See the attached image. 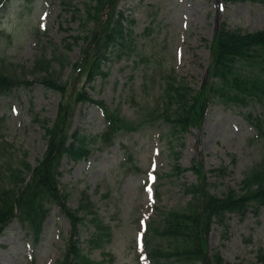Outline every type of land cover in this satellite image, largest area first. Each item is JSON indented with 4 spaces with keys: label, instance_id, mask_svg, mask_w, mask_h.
<instances>
[{
    "label": "rangeland",
    "instance_id": "rangeland-1",
    "mask_svg": "<svg viewBox=\"0 0 264 264\" xmlns=\"http://www.w3.org/2000/svg\"><path fill=\"white\" fill-rule=\"evenodd\" d=\"M80 1L6 0L3 4L0 67L4 62L6 69L17 67L16 73L29 71L36 56L44 53L51 57L59 51L65 54L61 76L67 85L62 94L33 81L30 73L26 79L32 84L0 96V168L22 159L36 165L46 148L39 121L55 119L61 102L73 112L70 131L78 129L88 135L102 131L100 110L91 102L75 104L73 92L87 90L94 99L104 100L111 108L120 105L122 114L133 117L136 108H154L162 98L159 81L151 83L153 63L163 70L173 67L180 81L198 88L209 68L210 44L217 25L225 21L246 30L264 27V4L260 2L121 0L118 8L134 19L128 23L133 28L134 54L121 59L111 54L104 68L108 74L97 76L89 84L83 74L78 77V65L73 66L79 63L84 45L76 39L79 21L72 18L74 8L81 13ZM65 43L71 48L60 49ZM141 55L150 61H141ZM8 63L10 67H6ZM155 121L153 127L120 132L109 147L98 149L88 144L92 151L85 158L62 159L60 186L67 204L76 208L80 197L89 196L97 214L110 226L109 236L102 231L98 238L101 247L89 242L95 225L87 221L80 226L81 246L99 264H146L137 260L135 252L140 221H155L161 211L182 208L188 198L183 193L186 183L204 178L212 183L208 188L212 192H221L227 185L238 187L261 151L253 128L234 106L210 105L201 126L182 134L171 133L161 120ZM193 161L203 162L201 180L189 169ZM176 164L184 168L177 175ZM223 166L226 173L208 172ZM222 221L223 227L212 224L209 251L218 250L228 264H258L257 252L264 249V206L258 215L249 212L240 220L225 214ZM69 231V220L57 204L50 206L37 242L13 221L0 234V264H54L64 251Z\"/></svg>",
    "mask_w": 264,
    "mask_h": 264
},
{
    "label": "trees",
    "instance_id": "trees-1",
    "mask_svg": "<svg viewBox=\"0 0 264 264\" xmlns=\"http://www.w3.org/2000/svg\"><path fill=\"white\" fill-rule=\"evenodd\" d=\"M224 1L264 4V0ZM80 2L81 13H78V7L74 8L72 18L79 21L80 31L76 39L84 45L81 46L79 63H73V66L78 65L75 67L78 68V77L83 74L86 82L91 84L97 76L108 74L104 68L111 54L118 59L134 54L133 28L130 26L134 19H128L117 9L118 0ZM70 48L71 44L65 43L60 49ZM139 59L143 61L146 57ZM3 65L0 67V95L33 81L62 94L66 90L67 81L61 76L66 67L65 54L59 51L51 57L44 53L36 56L29 71L16 73L17 67L6 69ZM153 71L160 72L162 98L154 108H136L133 117L122 114L118 106L111 108L104 100L94 99L87 90L73 92L75 104L91 102L101 109L105 127L98 134L88 135L78 129L70 131L73 112L63 102L55 119L39 121L44 130L46 148L36 165L22 159L21 163L7 162L0 168V233L16 218L34 240H38L50 206L57 204L69 220L71 229L62 256L55 264H99L83 250L79 239L80 226L87 221L95 225L89 238V242H96L95 247L102 246L98 238L102 231L109 236L110 226L97 214L89 196L80 197L76 208L67 204V196L60 186L62 158H84L92 151L88 144L103 149L112 144L118 133L151 127L156 124V119L168 126L171 133H185L191 127L201 126L208 106L221 103L239 108L252 126L254 138L261 146L258 158L244 172L237 188L227 185L221 192L209 191L212 183L204 181L203 162L193 161L189 169L203 181L184 184L183 193L188 198L182 208L161 211L157 220L141 224L143 236L137 245V257L147 264H228L218 250L209 254L208 235L212 224L223 225L222 218L226 213L236 214L243 220L251 211L258 214L264 206V27L246 30L231 27L225 21L218 25L211 42L208 78L199 89L192 88L173 72L154 63ZM30 73L34 75L33 81L26 79ZM174 169L175 175L184 170L179 164ZM226 170L227 167L223 166L209 171L220 175ZM257 262L264 264L263 248L257 252Z\"/></svg>",
    "mask_w": 264,
    "mask_h": 264
}]
</instances>
